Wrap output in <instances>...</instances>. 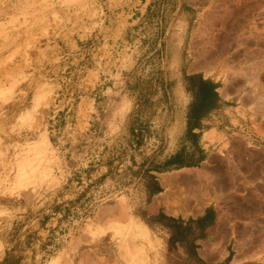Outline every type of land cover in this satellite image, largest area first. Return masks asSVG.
I'll return each mask as SVG.
<instances>
[{
  "label": "rangeland",
  "instance_id": "obj_1",
  "mask_svg": "<svg viewBox=\"0 0 264 264\" xmlns=\"http://www.w3.org/2000/svg\"><path fill=\"white\" fill-rule=\"evenodd\" d=\"M177 152L192 167L148 173ZM231 200L264 264V0H0V264H116L90 249L109 230L130 264L131 218L153 264H191L173 220L213 203L200 260L228 264Z\"/></svg>",
  "mask_w": 264,
  "mask_h": 264
},
{
  "label": "crops",
  "instance_id": "obj_2",
  "mask_svg": "<svg viewBox=\"0 0 264 264\" xmlns=\"http://www.w3.org/2000/svg\"><path fill=\"white\" fill-rule=\"evenodd\" d=\"M171 80V79H170ZM194 80V79H193ZM89 99V98H88ZM216 112L217 110H213ZM233 121L228 120V123L231 124ZM226 123L224 119L220 120H213L205 118L204 120H198L197 126H193L191 132L197 131L195 127H200L199 124H204L207 126H210L208 131H213L216 135H223L224 131L228 129V127L223 126L222 124ZM185 123L183 122L182 125ZM179 122H175V125L172 126V128H177L179 126ZM176 126V127H175ZM232 126V125H231ZM143 128V127H142ZM181 128H184L181 126ZM198 130L197 132H199ZM185 134V133H184ZM202 149L203 147H199ZM160 151H157L159 153ZM191 159L192 157H187L184 153L181 152L173 153L172 156H168L164 163L160 164L159 167L156 169V171H149L148 173L156 174L164 173V171H167L170 168L179 167V168H187L192 167L191 163H187L186 159ZM98 160V159H97ZM136 170V169H134ZM119 172V171H118ZM133 174L137 175L138 171H132ZM143 171L139 174V177L142 176ZM58 177V175H56ZM61 179H58V182L61 184ZM55 181H53L50 185L55 184ZM161 189V187H159ZM154 195V194H153ZM232 195V193H231ZM233 198V195H232ZM144 208H147L146 212L148 213L147 218L148 219H155L162 211H160L158 208H154V203L150 202L144 206ZM246 212L236 205L233 204V201H230V205L226 206L225 211V218H226V239L231 241V244L233 247H236V249L233 248V251L228 253V264H234L235 261L237 264H259L262 262L263 256H259L258 254H252L247 252L245 249H242L241 247H238V244H235V241H239L240 239H246L249 238L247 235H245L244 227H248V222L244 221L242 219L243 215ZM162 214V213H161ZM264 215V214H263ZM221 214L218 212V210L215 207V204L213 203L211 207L203 209L202 213H199L197 215H192L186 217V219H181L180 221H183L186 223L189 220L192 221H198L203 220V227L202 228H194V237H192V246H193V252L198 260L201 259V248L199 245H201V240L205 235H207V232H209V235H212L213 230L216 231V228L220 222ZM114 224L113 221L110 222V224ZM264 223V222H263ZM109 225V224H107ZM251 225V223H250ZM261 225V224H260ZM264 227V224L261 225ZM127 229H131L132 233L134 234L133 239H141V242L139 245L132 247L134 249V253L131 255L132 260H130V264H153V258L154 250L159 244L158 238L153 235V233L150 232L149 228L146 226V224H143L139 220L135 219H129L127 225ZM105 234H110L105 235ZM109 238H114V234L112 231H108L107 233H101V235H98L94 238L95 241H92L90 244H94L90 249L93 251L95 255H97L100 258L105 259H112L116 262V264H129V261L127 259H121L120 256H112L110 251L103 246L106 243L111 244L109 241ZM115 239V238H114ZM189 243V242H188ZM117 252V251H116ZM201 261V260H200ZM234 261V262H233Z\"/></svg>",
  "mask_w": 264,
  "mask_h": 264
},
{
  "label": "trees",
  "instance_id": "obj_3",
  "mask_svg": "<svg viewBox=\"0 0 264 264\" xmlns=\"http://www.w3.org/2000/svg\"><path fill=\"white\" fill-rule=\"evenodd\" d=\"M159 216H162V214H159ZM151 219H148V221L150 222ZM172 220V219H170ZM174 223L178 224L180 227H182L183 231L185 232V238L186 240L189 242V245L191 246V251L189 253L190 256V260H191V264H202V262L200 260L197 259V257L195 256L194 252H193V246H192V237H194V228H202L203 227V220H198V221H192L189 220L186 223H184L183 221L180 220H173ZM229 260V258H227V261Z\"/></svg>",
  "mask_w": 264,
  "mask_h": 264
},
{
  "label": "bare ground",
  "instance_id": "obj_4",
  "mask_svg": "<svg viewBox=\"0 0 264 264\" xmlns=\"http://www.w3.org/2000/svg\"><path fill=\"white\" fill-rule=\"evenodd\" d=\"M235 12V11H234ZM232 12V13H234ZM231 14V12L229 13V15ZM228 15V16H229ZM234 15V14H233ZM213 136V135H212ZM210 138V137H209ZM44 142L46 143V139L44 136H42L41 138H39L38 140L34 141V143H32V145H30V150H34L35 152L41 150V148H43L44 146ZM234 262V261H233ZM234 264H237L236 261Z\"/></svg>",
  "mask_w": 264,
  "mask_h": 264
}]
</instances>
